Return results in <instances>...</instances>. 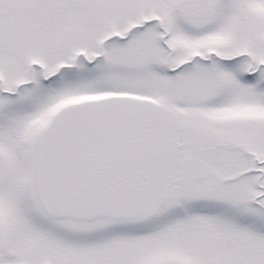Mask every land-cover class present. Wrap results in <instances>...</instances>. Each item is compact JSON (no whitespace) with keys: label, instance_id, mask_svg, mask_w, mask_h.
Wrapping results in <instances>:
<instances>
[{"label":"snow or ice","instance_id":"snow-or-ice-1","mask_svg":"<svg viewBox=\"0 0 264 264\" xmlns=\"http://www.w3.org/2000/svg\"><path fill=\"white\" fill-rule=\"evenodd\" d=\"M0 264H264V0H0Z\"/></svg>","mask_w":264,"mask_h":264}]
</instances>
